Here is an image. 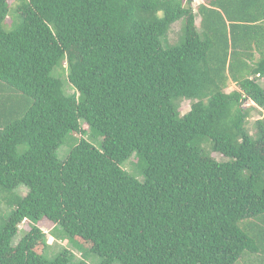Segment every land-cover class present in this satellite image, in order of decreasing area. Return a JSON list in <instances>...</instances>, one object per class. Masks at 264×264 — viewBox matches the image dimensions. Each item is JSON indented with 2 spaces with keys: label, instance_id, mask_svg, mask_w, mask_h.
I'll use <instances>...</instances> for the list:
<instances>
[{
  "label": "trees",
  "instance_id": "16d2710c",
  "mask_svg": "<svg viewBox=\"0 0 264 264\" xmlns=\"http://www.w3.org/2000/svg\"><path fill=\"white\" fill-rule=\"evenodd\" d=\"M8 1L0 192L27 190L0 230V264H89L87 251L98 264H264V0ZM178 19L184 40L163 47ZM38 219L82 258H45Z\"/></svg>",
  "mask_w": 264,
  "mask_h": 264
},
{
  "label": "rangeland",
  "instance_id": "374dc122",
  "mask_svg": "<svg viewBox=\"0 0 264 264\" xmlns=\"http://www.w3.org/2000/svg\"><path fill=\"white\" fill-rule=\"evenodd\" d=\"M20 0H9L8 1V8L10 12H14L16 9V5L19 3ZM205 0H192V5L196 6V4L203 2ZM12 17H8L6 19V24H10ZM197 21V20H196ZM3 23L4 28L9 29L11 28L8 27ZM167 40L168 42L165 41V37L161 39V43L163 47H166L168 45H177L180 44L184 40V35H183V22L181 19L176 20L174 23L171 24L169 32L167 34ZM260 82L262 85H264V78L260 79ZM232 88H235L234 84L231 81H228L227 87L225 88L226 91L231 90ZM175 103V102H174ZM190 105V102L188 100H183L180 103L179 109L181 112H185L188 110ZM253 105L251 101L245 102L244 106H249ZM256 110L251 109L250 110V116L245 123L246 127L252 129V121L254 118H256ZM82 127L86 130L84 131L83 137L87 138L88 140L92 141L95 145H98L100 138L94 139L92 138L91 132L88 130L87 131V125L85 122H82ZM72 134L67 135L64 142L56 149L55 153L58 158L64 159L67 153L69 152L70 146L72 144ZM199 145L201 148L204 150L205 153H208L210 156L220 159L221 160L225 159L222 155L218 154L215 151H212L208 141L203 138L201 139ZM130 159H132L134 162H131ZM130 161V162H129ZM130 163L131 165L134 166L133 173L138 179L142 178V175H140L144 163L143 161L138 162L137 158H134L131 156L128 158L124 163L123 166L127 163ZM27 188L24 185H19L15 188H12L6 192L7 197L3 198V193L1 194L0 192V230L4 227L7 218L9 217L10 213L14 210L15 206L12 202L15 198H20L24 195L26 192ZM10 196V198H9ZM35 224L38 225L44 232V238H43V256L47 259H51L58 255L62 251H66L72 260L76 261L81 259L82 257L80 256L82 253V250L78 249V245L76 244L75 240L70 237L68 234L64 232V230L58 225L54 224L47 219H38L35 221ZM30 228V223L27 221L21 222L18 228V232L14 237V242H16L19 237L21 236L22 233H26ZM36 249L40 251L42 249L41 244H39ZM83 258L89 263V264H98L100 262V256L93 253V252H85ZM113 264H119L118 262H114Z\"/></svg>",
  "mask_w": 264,
  "mask_h": 264
}]
</instances>
